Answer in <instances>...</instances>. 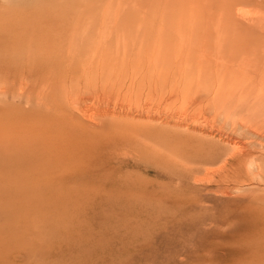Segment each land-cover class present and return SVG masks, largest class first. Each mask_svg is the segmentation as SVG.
Here are the masks:
<instances>
[{
    "label": "rangeland",
    "instance_id": "374dc122",
    "mask_svg": "<svg viewBox=\"0 0 264 264\" xmlns=\"http://www.w3.org/2000/svg\"><path fill=\"white\" fill-rule=\"evenodd\" d=\"M4 23L20 35L22 51L11 62L8 53L7 62L0 58L7 63L0 66V264H49L60 245L74 249L60 264L240 262L234 243L255 225L237 202L253 199L259 207L251 215L264 222V181L246 168L245 178L224 183L219 158L255 152L237 128L245 113L254 116L246 114V127L263 123L256 115L264 112V0H0ZM27 57L34 65L24 69ZM232 107L238 127L229 121ZM47 116L93 139L85 172L104 164L130 185L126 192L90 188L105 204L74 217L69 205L14 195L23 174L17 147ZM115 136L125 143L100 155L102 141ZM226 211L234 223L214 225L211 218ZM37 218L54 228L32 230ZM254 253L264 256V248Z\"/></svg>",
    "mask_w": 264,
    "mask_h": 264
},
{
    "label": "bare ground",
    "instance_id": "6f19581e",
    "mask_svg": "<svg viewBox=\"0 0 264 264\" xmlns=\"http://www.w3.org/2000/svg\"><path fill=\"white\" fill-rule=\"evenodd\" d=\"M9 28H10V26L7 27V24H5V26L0 27V34L8 32L7 35H4L3 37L0 35V58L2 60L5 59V61H6V59L8 57L7 58H5V57H6V54L8 53L9 56L11 55L10 59L8 58L9 61L11 62L12 56H15V54L17 55V54L21 53L20 51H22V48H21L22 44H20V40H21L20 35L15 36L16 38L18 37V39H16L13 35L9 34ZM28 29H29V27H28ZM26 30H27V28H26ZM22 34L25 35V33H22ZM158 48L161 50L160 47H158ZM158 48H156L157 50H155L156 52L153 55L154 57H157V59L161 58L162 55H164V54L161 55ZM120 49L122 50V48L119 47L118 53L120 52ZM70 50L72 51V48H70ZM126 50H127L126 47H124L123 52L125 53ZM146 54H147V52H146ZM141 56H142V54L139 56V58ZM97 57H98V55L95 54L94 58L96 59ZM143 57H144V55H143ZM146 57H147V55H146ZM147 59H149V58H147ZM152 60H151V62H152ZM5 61H2V63H0V66L2 64L3 65L7 64L6 63L7 61L6 62ZM149 61H150V59H149ZM154 61H157V60L154 59ZM32 65H34V63H32L28 57L23 62V68L24 69L25 68H31ZM7 66H9V65H7ZM76 78H78V77H76ZM259 90H260V94L264 95V86H261ZM217 100H219V99H217ZM44 103L46 106L49 104V102L47 103V101ZM42 104H43V102H42ZM216 105H218V103H216ZM218 106H221V108H223L222 104H220ZM256 106H257V108L259 107L258 104ZM47 107H48V109H51L50 108L51 106H47ZM260 108L261 107H259V109ZM232 109H233V111H229L228 117L230 116V117H232V119H235L234 121H231L232 119L229 120L230 123L232 124V126H234L237 123L238 116L236 115L237 110H235V108H233V107H232ZM232 109H230V110H232ZM262 109H263V107H262ZM253 112H255V111H253ZM246 114H248V113H245V116H246ZM249 115L250 114H248V116ZM250 116L252 118L254 117L252 115H250ZM250 116H249V118H250ZM256 116L258 118L257 119L254 118V119L258 120L259 123L261 122L260 118L262 117L261 120L263 119L262 120L263 123H261L262 126L260 125V127H262V128H260L258 126L259 128L257 127L258 129H255L256 128V125H255L254 126L255 128L253 129L252 125H249L251 127H248V125H247V127L250 129H246L247 128L245 125L246 122H244L243 116H242L243 119H241V120L238 119L240 121L239 127H238V124L236 125L238 127L237 130H239L240 132L244 131L252 137L253 141L250 139L252 141V142H250V145L253 146L252 148L255 149V152L252 153L251 151L249 152L247 150H242L241 149L242 146H241L240 149L242 151L239 150V148H238V150L235 149V151L237 150L236 152H232L233 153L232 155L230 154L228 157H223V158H221L222 157L221 156L219 158V160L222 162V164H220V169L218 171L224 172V176L221 177V179L223 178V180H221V181H223L224 183H237V180H238V177H240V174L242 172L246 173L244 170L246 168L250 169L252 171V174L255 176L256 181L258 179L264 181L263 167L261 165V163L264 162V125H263L264 124V112H262ZM217 118H219V117H217ZM220 118H222V117H220ZM247 119L248 118H246L245 121ZM39 121L40 122L37 124V126L34 130L26 132L28 135L33 137V138L26 137L29 140V143L22 144V145L17 147V153H23V155H24L21 163H16L20 172H23V174H22V176H20L17 179L18 182L12 183V185H11L15 190L14 195L18 196L19 198H23V200L25 202H29V203L44 204L46 201L49 203L48 205H58V206L69 205L72 208L71 210H73V212H71V215L74 217V216H77L79 213H81L91 203H95V204L103 203V204H105V200L98 199V201H96V197H94V198L90 197V194H89L90 188L106 189V188H111V187H117L119 190H121L120 192H126L127 188L130 187V185L124 184L121 181L116 180V178H115L116 172L115 171H110V169H107V171H103L104 169H100V168L104 167V164L102 165V167L99 166V167L95 168L94 170H92L91 172L88 171L90 174L85 172L84 163L86 162V160H89L91 158L90 150H88V148L95 144L93 139L84 138L81 133L79 134L77 131L69 129L71 125L66 124V122L62 119L55 120L54 118L47 116L44 119H40ZM224 123L226 124V121ZM250 123L254 124V123H256V121L250 122ZM256 124L258 125V123H256ZM106 126H108L109 128H112L109 125H106ZM236 126H235V128H233V133H234V131L236 132V130H234V129H236ZM101 127L104 129L106 128V127H103V125H101ZM251 128L253 129V131H251L252 130ZM230 131H231V129H230ZM112 132H113V130H112ZM220 132H222V131H220ZM233 133H231L232 136H233ZM236 134H238V133H236ZM240 135L241 134L239 133V136ZM242 135H243V133H242ZM116 136L110 137L109 140L106 139V140L102 141L104 143L98 148L100 155L103 153V151L105 149L107 150V148H109L113 145L120 146L123 143H125V141H123L122 139H118V137L116 138ZM119 136H120V134H119ZM245 137H247V135H245ZM237 139H239V138H237ZM246 140H248V138ZM236 141H238V140H236ZM110 144H111V146H110ZM238 145H239V143H238ZM241 145H243V144H241ZM114 149H115V146L111 147V150H114ZM258 150H259V152H258ZM253 154H255L256 156ZM214 161H212V162H214ZM90 162H91V160H90ZM81 163L83 164V166L81 165ZM93 163H95L94 160H93ZM100 164L101 163L99 162L98 165H100ZM93 166H94V164H93ZM91 168H94V167H91ZM243 177H240V178L243 179ZM2 179H4V178H2ZM199 180L203 181L202 179H199ZM249 180H250V178H249ZM130 184H132V183H130ZM130 189L131 188H129L128 190H130ZM21 191L23 192V194L21 193ZM227 193H229V191ZM250 197H251V195H250ZM246 198H247V196H246ZM123 199L124 198L122 196V200ZM249 200L248 201L244 200V199L240 200L239 202H237V206L239 205V207L241 209L244 207V208H247V210L248 209L250 210L249 211L250 213L244 214L243 217L242 216L241 217L243 218L244 221H248L250 223H253L255 225V228H254V230L253 229L245 230L243 233H241V235H240L241 237L236 236L238 238V240H236L238 243H234V244H236V246H235L236 248L235 247L234 248H235V250L237 249V251H239V254H238L239 256L242 255V259L240 260V262L235 261L234 263H230V264H264V256L256 255L254 253L255 250L264 248V222H262V220H260V219L258 220V218L255 217L254 215H251V212L255 208L259 207L258 206L259 204L255 203V201L252 202L253 199L251 201H249ZM257 200H258V198H257ZM125 201L131 202L130 199L129 200L125 199ZM258 201L264 202V200H258ZM218 213L219 214H217L216 217L211 218V221H213L212 223L214 225H216L217 227L227 225V223H232V224L234 223L233 221L231 222V220H230V222H228V219L230 218V216L232 214H228L227 211L225 213L224 212L223 213L218 212ZM260 213L264 214V211H261ZM82 224H84V223H82ZM232 224H230V225H232ZM39 226H41L44 229L54 228L53 223L51 221H48L46 218L35 219L33 221L32 230H36V228H38ZM55 228L57 230L61 229L60 226H55ZM253 231H255L256 234L253 236H250V234ZM65 232L67 233L68 230L66 229ZM223 232L224 233H222V231H220L219 234L220 235L226 234L225 231H223ZM237 232L238 231H236V233ZM228 234H230V233H228ZM234 234H235V230L233 228V231L231 232V236ZM32 241H36V239H32ZM75 244H77V246L88 247V244L85 243L83 240H78L77 242L74 243V245ZM65 245H66V243H65ZM232 246L233 245H231V247ZM64 247L65 246H63V245L59 246V251L56 254V257L53 258L49 264H60V262L63 263V260H61L62 258H64V257L70 258L71 253H72V251H74V249L71 251L68 250L67 252L64 253L63 252ZM227 247H230V246L227 245ZM82 253H85V252H83V250H80L79 254H82ZM84 264H86V263H84ZM95 264H100V260L95 261Z\"/></svg>",
    "mask_w": 264,
    "mask_h": 264
}]
</instances>
